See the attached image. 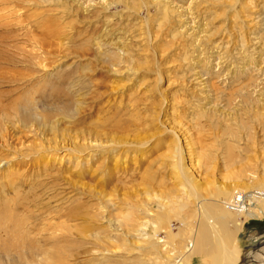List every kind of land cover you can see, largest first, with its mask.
Here are the masks:
<instances>
[{"label": "rangeland", "instance_id": "374dc122", "mask_svg": "<svg viewBox=\"0 0 264 264\" xmlns=\"http://www.w3.org/2000/svg\"><path fill=\"white\" fill-rule=\"evenodd\" d=\"M235 1L0 0V264H214L199 202L238 195L226 245L264 248V0Z\"/></svg>", "mask_w": 264, "mask_h": 264}, {"label": "bare ground", "instance_id": "6f19581e", "mask_svg": "<svg viewBox=\"0 0 264 264\" xmlns=\"http://www.w3.org/2000/svg\"><path fill=\"white\" fill-rule=\"evenodd\" d=\"M91 1V0H90ZM167 2H168V0H166ZM191 2H190V4H189V6L190 5H192L195 1H198V0H190ZM199 1H201V0H199ZM245 1V0H244ZM251 1V0H250ZM239 2V0H236L235 1V3H238ZM87 3V2H86ZM89 3V2H88ZM230 4H231V2H230ZM229 4V5H230ZM85 5V7L84 8H87V7H89V5L88 4H84ZM171 5V4H170ZM228 5V6H229ZM173 6H175V5H173ZM231 6V8L232 9H234V4L233 5H230ZM82 7H83V5H82ZM183 7V6H182ZM253 7V6H252ZM174 8H176V9H182L181 7H174ZM184 8V7H183ZM177 10V11H178ZM183 10V9H182ZM257 10V9H256ZM259 10V9H258ZM184 11H187V10H184ZM255 14V13H254ZM259 19V18H258ZM194 25V24H193ZM192 25V26H193ZM186 26V25H185ZM264 26V25H263ZM239 28V27H238ZM185 29H186V27H185ZM264 32V31H263ZM264 35V34H263ZM188 36H189V34H188ZM191 36H192V33H191ZM194 36V35H193ZM260 36V35H259ZM261 37V36H260ZM264 38V37H263ZM261 40V39H260ZM262 41H264V40H262ZM259 43V42H258ZM261 44V43H260ZM259 44V45H260ZM261 46H262V44H261ZM256 51V50H255ZM261 56H263L262 54H261ZM260 58V57H259ZM256 61V60H255ZM255 65V64H254ZM252 67V66H251ZM242 69V68H241ZM255 72V71H254ZM194 75H196V74H194ZM198 79V78H197ZM200 79V78H199ZM207 84V83H206ZM197 85V84H196ZM203 87V85H200V87ZM264 86V85H263ZM199 87V88H200ZM258 87V86H257ZM198 88V87H197ZM201 89V88H200ZM254 89H256V88H254ZM263 89H264V87H263ZM256 92H258V91H256V90H253V92H252V94H250V91H248L247 90V92H246V94L248 95L247 96V100H246V103H245V101H244V99H243V97L241 96V94H239V91H237L236 92V95L238 96V98L240 97V98H242V101L241 102H243V110H245V113L246 114H249L248 112H250V109L252 108V106L253 105H260L263 101L261 100V99H256V95H255V93ZM262 93H264V92H262ZM234 96H235V94H233ZM201 96H202V94H201ZM230 96H232V95H230ZM233 96V97H234ZM203 98L205 97V96H202ZM223 97V96H222ZM228 97V96H227ZM236 97V96H235ZM237 98V97H236ZM226 99V98H225ZM200 100V99H199ZM261 100V101H260ZM231 101V100H230ZM235 101V100H234ZM197 103H198V100H197ZM228 103V102H227ZM210 105V104H209ZM240 105V104H239ZM197 106H200V103L197 105ZM228 106V105H227ZM263 106H264V103H263ZM206 107V106H205ZM205 109V108H204ZM260 114H262V113H260ZM264 114V113H263ZM259 115L258 116V113H257V115H255V117L253 118V120H255V121H253L254 122V124L256 125V126H259V127H261V128H263V131H264V115ZM107 122V121H106ZM256 128V127H255ZM254 128V129H255ZM229 129V128H228ZM5 130H6V126L3 128V127H1L0 126V134L1 135H3V133L5 132ZM252 130H253V127H246V128H244L243 129V137H242V134H240L241 132H233L232 133V136H233V141H235V143H236V145L239 147L240 145H242L240 142L242 141V139L244 138V140H246V138H247V141H250L251 140V138H252V136H253V133H252ZM4 131V132H3ZM231 131V130H230ZM255 136V135H254ZM246 137V138H245ZM255 138V137H254ZM111 139H112V137H111ZM116 139V138H115ZM62 140L64 141L65 140V138L63 137L62 138ZM243 140V141H244ZM252 140L254 141V139L252 138ZM111 141V140H110ZM242 141V142H243ZM77 142V141H76ZM114 142V141H113ZM70 143V142H69ZM247 143H251V142H247ZM80 145V144H79ZM51 146H53V145H51ZM56 146V145H55ZM66 146V145H65ZM103 148V147H102ZM59 148H55L54 147V150H58ZM66 149V148H65ZM87 148L85 147V146H80V148H76V149H72V150H75V152L76 151H78L79 153L80 152H82L83 150H86ZM45 150V149H44ZM231 150V149H230ZM46 151H49V150H47L46 149ZM58 151H60V150H58ZM74 152V151H73ZM181 152V151H180ZM44 153V152H43ZM241 153V152H240ZM42 155V154H41ZM38 156V155H37ZM234 157V156H233ZM232 157V158H233ZM238 158V157H237ZM181 159V158H180ZM181 161L182 160H180V173L182 174V176H183V178L185 179L186 177H185V175L183 174V167L181 166L182 164H181ZM0 165H1V163H0ZM113 165V164H112ZM2 166V165H1ZM177 166H178V164H177ZM255 172H252V171H250V173H249V176H251V174L252 175H256V174H254ZM248 174V173H247ZM254 177V176H253ZM58 179V178H57ZM56 179V180H57ZM187 179V178H186ZM65 180V179H64ZM188 181L190 180V179H187ZM186 180V181H187ZM188 181H187V183H188ZM190 182V181H189ZM191 183V182H190ZM19 184L20 183H16V182H13L12 184H10L9 186H10V189H12V190H14L15 188H17V186H19ZM59 183L57 182V181H54V182H52L51 184L49 183V186H45L46 187V190H50V191H52L54 188H56V186L58 185ZM191 185V184H190ZM224 193V196L226 195V192H223ZM223 193H221V195H223ZM259 192H256L255 194H258ZM261 195V194H260ZM261 196H263V195H261ZM250 197H251V199H253V200H256V199H254V198H252L253 197V195H250ZM247 198H249L248 196L246 197V196H243V195H238V196H236L232 201H230V202H227V203H222L221 205V207L219 208V210H218V212H217V215H216V220L217 221H214L213 219H214V217L211 215V211H210V209L212 210V208H214V206L212 205V206H209V208L210 209H208V207H203V203L202 202H199V204H200V206H199V208H201L202 210H203V218H204V221L205 222H208V218L210 217V220H209V222H210V224H211V227H207L206 229H203V231H202V234H201V236H199V237H197L196 238V241L195 242H193V248H192V251L193 252H191V250H189V252H191V255H199V254H202V253H204V254H210V252H212V248H213V241H212V237L211 236H209V233H208V230H210L212 233H213V238H215L216 239V242H217V244H218V246H219V249H218V253L214 256V264H240L241 262H244L247 258H249V257H260V256H262L263 254H264V248L262 247L260 250H258V252L256 253V252H250V253H248V255H246L245 254V256H243V257H241V248L240 247H238V246H235L234 248H233V250H231L230 248H229V246H227L226 244V241H225V239L224 238H228L229 239V237L230 236H232L231 234H226V233H224V229L227 227V226H225L224 224H225V222H227V221H229V219H231V218H237V215H238V213L239 212H241L242 214H243V212H244V210L246 209L245 208V204H246V202H247ZM261 199H264V198H258V200H261ZM258 200H256L257 202H258ZM216 203V202H215ZM259 203H260V201H259ZM216 207V206H215ZM148 208H151V206L150 207H148ZM147 208V209H148ZM40 209V208H39ZM215 209V208H214ZM41 211V210H40ZM150 212V209H148L147 210V215H148V213ZM259 212V211H258ZM47 214V213H46ZM43 215H44V213H43ZM73 215V218H77V219H82L83 221H86L87 220V222H88V220H89V218H86V216L82 213V212H74V211H72V213H71V216ZM72 218V219H73ZM112 225V224H111ZM37 226V225H36ZM84 227V226H83ZM237 227H239V230L238 231H241L242 230V228H243V225H238ZM35 228V227H34ZM37 228V227H36ZM86 228H87V226H86ZM24 231H25V233H26V235L29 237L30 236V234H31V229H27L26 227H24ZM83 231H85V228H83V229H81V232H83ZM121 232V231H120ZM22 233V232H21ZM24 233V232H23ZM21 234V236H23V238H26V236L24 235V234ZM70 234L69 235H72V233L71 232H69ZM86 234V233H85ZM122 234V233H121ZM144 234V233H143ZM49 235V234H48ZM68 235V234H67ZM114 235V234H113ZM116 235V234H115ZM114 235V236H115ZM114 236H113V238H114ZM45 237H47V236H45ZM63 237H65V235H62V234H60V235H58L57 234V232H54V233H51V235H50V237L48 238V239H56L55 241H57V240H59V239H63ZM116 237H118L117 235H116ZM115 237V238H116ZM234 237V236H233ZM232 240V239H231ZM54 241V242H55ZM196 243H197V245H196ZM264 243V242H263ZM262 243V244H263ZM153 247V246H152ZM156 248V247H155ZM11 253V252H10ZM1 255H3V257L2 258H4V257H6V256H8V254H5V253H3V252H0V256ZM11 255H13V254H11ZM42 255V254H41ZM48 254H44V262H46V263H41V261H40V263L39 264H52V263H50V262H52L51 261V258L49 259V261H48ZM15 257V256H14ZM16 257H18V256H16ZM264 258V257H263ZM10 259V258H9ZM19 259V258H18ZM1 260V259H0ZM15 260V259H14ZM48 261V262H47ZM10 262H11V260H10ZM0 263H1V261H0ZM7 264V263H6ZM9 264V263H8ZM262 264H264V259H263V263Z\"/></svg>", "mask_w": 264, "mask_h": 264}]
</instances>
